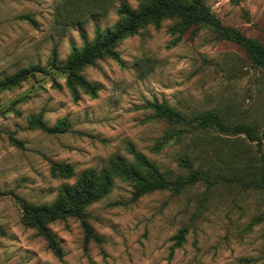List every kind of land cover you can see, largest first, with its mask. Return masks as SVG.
I'll return each mask as SVG.
<instances>
[{"label":"rangeland","instance_id":"obj_1","mask_svg":"<svg viewBox=\"0 0 264 264\" xmlns=\"http://www.w3.org/2000/svg\"><path fill=\"white\" fill-rule=\"evenodd\" d=\"M122 3L136 9L139 0H0V264H264V186L230 182L242 161L245 175L254 166L257 180L264 175V67L220 34L264 44V0H203L210 23L184 32L177 18L147 24L115 45L118 60L102 56L74 73L95 88L86 93L73 84L69 59L115 31ZM154 105L193 124L211 113L212 124L178 138L183 124L159 117ZM37 121H66L67 130L48 133ZM121 160L142 169L154 162L172 180L202 178L134 199L133 184L113 177L83 209L92 238L73 217L48 224L58 258L23 222L21 201L51 206L82 173H112ZM57 164L74 175L56 174Z\"/></svg>","mask_w":264,"mask_h":264},{"label":"trees","instance_id":"obj_2","mask_svg":"<svg viewBox=\"0 0 264 264\" xmlns=\"http://www.w3.org/2000/svg\"><path fill=\"white\" fill-rule=\"evenodd\" d=\"M203 0H139V5L136 9H131L127 4L122 3L118 8L119 23L115 27L113 33L99 34L95 41L86 43L80 50H74L73 55L68 62V68L72 73V81L74 85L80 87L83 91L90 94H95V88L91 86L83 77L74 75L79 70L87 65L92 64L95 60L102 56L110 57L113 60H118V55L114 51L115 45L124 37L137 34L138 30L145 27L147 24H154L158 27L166 18H177L181 21V32H184L192 25H202L210 23L208 14L205 12ZM223 38L233 40L241 46L246 57L251 61L255 68L264 67V44L242 36L238 31L222 30ZM38 67L30 70H23L18 76L12 77L7 81L3 88L9 89L25 77L28 72L36 71ZM157 115L165 118L173 125L182 123V128L185 131L176 133L178 138L182 137L187 132V129L192 130L211 126V113L207 117H198V123H191V120L176 112L165 105H154ZM36 127L52 134H62L67 130L66 121L58 122L54 127L47 128L41 121H37ZM245 136L257 144L259 147L262 144V139L254 135V130L250 126L241 129ZM168 132L165 137L168 136ZM172 136L167 137V142ZM249 149V147H246ZM240 155V154H237ZM263 158V157H262ZM242 161V159H239ZM252 163H249V166ZM56 174L65 178H70L74 175L73 168L69 165L57 164ZM248 165L246 163L237 164L233 167L234 175L230 182L240 185L246 178L249 186L256 188L264 186V175L262 179L257 180L254 176L257 168L250 167V174L245 175V170ZM171 171L161 172L159 167L154 162L147 163V167L133 166L127 161H119L114 165L111 172H105L102 175H97L93 172L82 173L76 183L72 187H66L62 197L48 207L35 206L33 204L21 201L23 208V222L37 232V235L42 237L50 249L58 258H61V250L54 236L48 229V224L58 219L73 217L80 221L84 229L87 239L93 237L91 226L86 222V215L83 209L101 199L111 188L113 177L123 181H128L133 184V198L137 199L144 194L154 191L170 190L179 192L185 184H193L201 177L200 173H193L188 180L182 181L180 178L175 180L170 179ZM264 173V172H263ZM253 175V176H252ZM202 178V177H201ZM259 181L262 183L259 185ZM219 182L217 176L211 177V187ZM185 230H182L177 235L179 242L184 240Z\"/></svg>","mask_w":264,"mask_h":264}]
</instances>
